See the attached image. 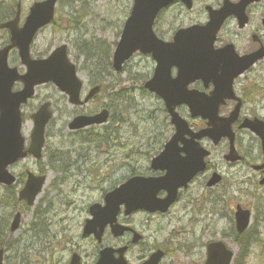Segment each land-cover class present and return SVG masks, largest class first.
<instances>
[{"label": "rangeland", "instance_id": "374dc122", "mask_svg": "<svg viewBox=\"0 0 264 264\" xmlns=\"http://www.w3.org/2000/svg\"><path fill=\"white\" fill-rule=\"evenodd\" d=\"M19 0H0V5L6 8H11L12 11L16 9V4ZM38 0H21L22 6V21L26 19L28 10L31 4ZM222 0H196V7L194 11H189L184 7L178 5L172 6L168 9L161 18L158 20L156 29L157 33L166 39H170L173 31L178 27L188 26L196 22L205 21L207 14L205 13V4H212L216 6ZM133 1L132 0H75L71 4L61 2L57 8L58 22L51 24L49 27L42 29L36 37L32 45V55L40 58L41 56L51 52L52 48L62 44H68L70 48V58L77 62L79 67V75L85 86H88L92 80V72L85 65L84 58L78 55V51L74 44H79L80 41H93L99 45H103L105 49L109 48L112 52L113 47L120 38V32L123 22L129 15ZM84 15H82V9ZM264 15V5L255 7L252 10V22L250 27L264 39V28L261 24V18ZM73 16L78 17V23L73 26ZM7 32L0 31V47L6 41ZM112 45V46H111ZM77 57V58H76ZM79 60V61H78ZM10 63L17 66L20 70L24 67L19 61L17 52H13L10 57ZM152 60L149 56L136 53L124 66V71L119 75H108L106 82L117 85L112 89L111 93H120L127 101L125 104L127 108L126 121L121 126L120 142L114 146L115 168L117 182L121 181L120 178L123 174L130 172L132 169L127 170V166L134 168L136 159L139 160L140 156L137 151L142 153L146 148V143L155 134H158L157 128H166L169 125V119H165L164 112L160 110V104L155 96H151L144 92L142 85L144 83V76L152 72ZM238 91L241 90L243 94L254 95L249 97L247 107L260 116L264 117V62L258 65L248 76L241 79L239 82ZM20 88L19 86H16ZM38 96L34 99L29 107L25 109V116H27L28 124H26V133L30 130V114L37 108V104L46 97H53V104H55V121L51 128L48 129V140L46 149H56L61 147L67 151V146L70 139H64L61 136H56L59 127L65 128L66 123L72 116L80 113L82 108H74L67 104L65 98L59 93L51 84L43 85L37 91ZM258 95L255 96V95ZM98 101L91 105V109H96L105 100V93H103ZM63 100V101H62ZM261 103V105H258ZM249 111H246L248 114ZM253 112H249L253 115ZM187 120H192L188 111L181 113ZM68 119V120H67ZM200 120H194L199 124ZM115 123V121H114ZM168 135L172 134L171 131L166 132ZM240 138L247 144H251L246 149H252L255 154H250L249 158L254 161L259 148L253 136L242 134ZM157 138V137H156ZM78 144V140H77ZM207 146L211 148L212 144L206 142ZM57 148V149H58ZM213 148V155L210 158V163L216 169L224 174V182L213 191H209L203 186L204 177L198 180L191 186V190L183 193L180 202L171 209L167 215L153 216L144 212H137L131 217H123L124 222L135 225L138 229L147 231L150 235L145 244L138 247L139 251L148 249L152 246H163L167 249L168 257L163 264H201L205 258L204 245L208 240L224 239L227 240L236 251V257L233 261L234 264H264V220H261V210L264 209V199L259 200L258 194L264 196V186H261L250 178L246 181L248 175L254 176L248 167L243 168L242 165L231 167L225 162L223 154L225 153V144ZM30 161V160H29ZM99 162L94 159L92 163ZM142 170L149 166L147 160L139 161ZM27 162H23L21 167H24ZM31 161L29 162V164ZM28 164V165H29ZM27 167V166H25ZM33 167V163L32 166ZM20 172V170H18ZM59 176V174L51 173L49 180ZM101 182L98 188H93L86 180L79 177L76 181L80 184L79 189L74 190V180H71L67 186V190L62 195L55 193L60 203L65 205L63 210L57 215L56 231L58 238L62 237L61 245L65 247L68 240L74 238L75 242L90 243L89 238H82L81 229L84 220L89 217L88 206L92 201L101 200L104 190H108L112 185L113 179H105ZM245 180V183L243 181ZM54 181V179H53ZM44 194V197L50 194V186ZM104 189L102 190V188ZM71 189V190H70ZM67 192V193H66ZM66 193V194H65ZM262 196V197H263ZM4 188H0V246L6 247V244L17 243L13 249H7L5 256V264H25L22 259V254L25 260L29 259L37 264L43 261L41 252L43 244L32 246V238L26 239L29 235L26 233L23 238L20 234L25 232L28 224L33 220L36 211L27 209L25 213L26 219L24 229L13 236V239L8 237L9 231L5 229L4 225L10 221L11 213L17 207L10 198ZM72 200V203L69 201ZM226 201V202H225ZM69 202V203H67ZM231 202L240 203L243 206H250L254 208V220L250 230L244 236L229 237L234 235L233 231V207L231 209L227 204ZM227 203V204H226ZM45 214H53L54 207L51 208L48 204H39ZM58 208L59 205H56ZM205 209L203 212H201ZM201 214V215H200ZM203 215V217H202ZM253 227V228H252ZM67 229V231L65 230ZM61 230V231H59ZM4 232V234H3ZM21 241V243H19ZM251 241V246L247 253H242V247ZM237 244V245H236ZM241 249V251H240ZM138 253L140 254V252ZM137 253V254H138ZM242 253V254H240ZM143 254V253H141ZM145 254V253H144ZM135 255V254H134ZM130 258L136 263V257L130 254Z\"/></svg>", "mask_w": 264, "mask_h": 264}, {"label": "water", "instance_id": "95a60500", "mask_svg": "<svg viewBox=\"0 0 264 264\" xmlns=\"http://www.w3.org/2000/svg\"><path fill=\"white\" fill-rule=\"evenodd\" d=\"M172 0H135V5L132 9V15L128 18L126 26L122 32L121 41L118 44V49L114 55V68L121 69V65L129 59L130 55L137 50L144 53H152L158 61V69L153 76L152 81L148 82V88L152 91L156 89L158 84L165 85V81L160 77L161 72L165 69H170L172 65H178L181 68V73L172 82L177 89H185L186 85L197 78H203L205 81L213 80L217 86L211 95L205 96L197 91L183 92L178 90L174 96L170 97V101L175 97L186 96L192 110V116L201 115L203 118L210 119V129L201 130L194 135L196 138L207 136L217 142L222 136H231V125L236 119L238 111L232 114L230 119H219L217 117L222 96L227 95V90L231 89V79L229 87H224L222 83H218L221 74L215 71L206 72L202 66L209 62V54H213L212 48L215 40V35L222 21L219 18H213L206 26L194 25L181 31L175 36L173 43L160 41L152 31L153 20L158 14L160 8L164 7ZM56 0H47L35 3L31 8L28 19L22 28L18 27L19 11L16 19L8 22L1 27L11 29L12 43L0 50V182L11 184L12 177L7 173V166L13 161L22 157L24 139L21 136L22 117L20 112V104L26 102L32 93L34 87L44 82H55L62 90L71 91L72 94L80 88V81L76 77L74 66L66 57V48L62 46L47 60H32L30 57V44L34 39L35 33L41 26H44L53 19ZM226 14L222 13L221 17ZM17 47L20 50V56L23 63L28 68L26 75H20L16 68H10L8 64V55L11 48ZM180 51H185L181 53ZM253 63V62H252ZM251 63V64H252ZM249 66V65H248ZM185 67L186 68L183 70ZM238 75V73L236 74ZM233 75L232 77H234ZM166 79V78H165ZM22 80L25 87L20 92H12L13 83ZM157 83V84H156ZM165 98L166 96L163 95ZM167 99V98H166ZM168 100V99H167ZM169 102V100H168ZM172 109V108H171ZM172 114V121L177 125L178 134L174 140L180 138V135L187 131V124L177 113ZM35 130L33 132L34 149L40 151L44 138L45 124L51 117L47 110V105L43 106L41 111L35 115ZM105 120V115L100 114L95 118L84 120L77 118L73 123L75 128L86 126L90 123H100ZM262 133V130H260ZM174 142V141H173ZM173 144V143H171ZM195 150L190 155V159H194L197 165L201 164L196 172L204 168L203 157L207 155L204 149L199 144L195 143ZM198 145V146H197ZM191 153V152H190ZM163 156L156 158L153 166L167 168L175 166L183 168L187 162L182 160H174ZM162 159V160H160ZM175 164V165H174ZM179 174H168L166 178L151 179L135 177L124 183L121 187L108 194L106 197L107 206L104 209L94 208L92 212L95 214L94 220L88 222V227L95 228L99 225L102 229L108 222L113 223L117 216L118 207L121 204H126V212L131 213L136 209L143 208L149 211L162 210L167 211L169 204L174 200L176 191L179 185L183 183L182 176ZM219 179L218 176H215ZM44 179L41 178L38 182L29 183L22 191L21 199H26L29 204H32L40 192ZM209 184H213V181ZM170 189L169 200L160 203L155 199L157 191L160 188ZM103 212V213H102ZM239 229L242 231L248 222L247 215L240 216ZM15 225V222H14ZM14 228V227H13ZM209 261L206 264H229L232 252L226 250L222 243H215L209 247ZM161 256V252L155 254L152 264H156ZM1 261V257H0ZM151 261L149 262V264ZM1 264V262H0Z\"/></svg>", "mask_w": 264, "mask_h": 264}, {"label": "flooded vegetation", "instance_id": "af4514ba", "mask_svg": "<svg viewBox=\"0 0 264 264\" xmlns=\"http://www.w3.org/2000/svg\"><path fill=\"white\" fill-rule=\"evenodd\" d=\"M234 29L235 30H233V31L232 30H228L227 32L223 33L222 37H220V39L218 40L219 41V45H223V44L227 43L228 40L230 39L228 37L229 35H233V34L237 35V33L241 32L240 36L243 37L242 31H244L246 29V27L238 29L236 27V25H235ZM257 41H259V40H257ZM255 49H257V43H251V44L250 43H247V44L244 43L243 47H242V50L244 51L243 53H251ZM245 100L246 99L244 97H242V111H241V117H240L241 119L235 124V129H237V132H239L240 135L245 134V135L253 136V133L251 132L250 129H248V128L241 129L240 128V125H242L243 119L245 118V117H243V113H245V111H246L245 110V108H246L245 107L246 106ZM233 105H234V101H228L223 106V108L225 109L223 114H225V115L228 114L231 111V109L233 108ZM183 107L184 106H179V107H177V109H181ZM90 114H96V113L93 112V113H90ZM244 116H247L248 118L249 117H253L254 118L256 115H252L251 113H248V114H245ZM92 127H96V126H92ZM99 131L100 130H96L95 129L92 132L93 133H98ZM88 132H90V130H82V132L80 131L78 133L79 134H87ZM106 139L108 140V144H105L106 150L105 151L101 150L102 153L106 154V158H104L102 160H101V158H98L99 162H96L94 164L95 168H93L94 169L93 173L96 172L97 170L101 169L102 167L105 168L106 166L108 168H113V172L115 170V168H114L115 164L112 163L115 160L112 128H110L109 136L106 137ZM254 139H256V137H254ZM256 142H257V139H256ZM240 146L242 147V144H240ZM237 149H238V151L241 154L243 153V151L240 150L239 147ZM181 154L184 155L182 152H181ZM35 166H36L35 172L41 173V171H39L40 164L36 163ZM48 168L50 170L53 169L50 165L48 166ZM261 174H264V172H262ZM16 177H17V183L20 186L23 187L24 184H25L24 183L25 182V174H18ZM64 180H65V178L62 177L58 181H55V182L50 181L51 182V189L57 188L58 185L59 186H64V184L67 182V181H64ZM180 194H181V191H180ZM164 196H165V193L161 192L160 193V197H164ZM179 197H180V195H179ZM120 223L124 224V222L122 220H120ZM129 226H130V229L126 230L123 233V235L121 234L119 236H116V235L114 236L112 234V232H111V228L110 227H106V229H105V231L103 233V237H102L101 241L97 242L95 236H90V237H88V238H90V243L89 244H86V245L85 244H79V243L75 244L76 250L71 249V251L66 256L67 260H65L64 257L61 256L62 255L61 254L62 251H53L51 253V255L55 256V255L58 254V256H57L56 259H54L55 261H50V264H71L72 257H73L74 254L78 255V258H79L78 264H96L97 261H98V256H99L100 252L102 250H104V248H111L113 250V257H115V261L113 262V264H117V260L120 257H123V260H122V263H123L124 262V256H123V248L124 247L126 248V251L124 252V255L126 257H128V264H133L132 261H131V258L129 256L130 254L135 256L136 257V261L138 262V261H141L142 259H144L146 257V255H141V253L144 254V253H148L149 250L151 252V251H154V250L158 249V248L152 246V247H149L148 249H143V251H139L138 247L140 245H143L145 243V240L148 239V237L150 235L147 233V231L138 229V227H136L135 225H133V226L129 225ZM137 235H140L141 239L138 240L137 243H134V238ZM138 251L140 252V254L138 253ZM54 262H56V263H54Z\"/></svg>", "mask_w": 264, "mask_h": 264}, {"label": "trees", "instance_id": "16d2710c", "mask_svg": "<svg viewBox=\"0 0 264 264\" xmlns=\"http://www.w3.org/2000/svg\"><path fill=\"white\" fill-rule=\"evenodd\" d=\"M1 8V7H0Z\"/></svg>", "mask_w": 264, "mask_h": 264}]
</instances>
